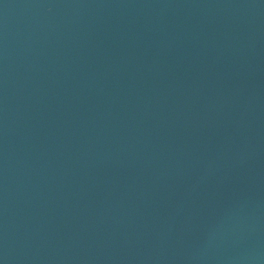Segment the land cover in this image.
<instances>
[{
  "label": "water",
  "instance_id": "water-1",
  "mask_svg": "<svg viewBox=\"0 0 264 264\" xmlns=\"http://www.w3.org/2000/svg\"><path fill=\"white\" fill-rule=\"evenodd\" d=\"M2 264H264V0H0Z\"/></svg>",
  "mask_w": 264,
  "mask_h": 264
},
{
  "label": "snow or ice",
  "instance_id": "snow-or-ice-1",
  "mask_svg": "<svg viewBox=\"0 0 264 264\" xmlns=\"http://www.w3.org/2000/svg\"><path fill=\"white\" fill-rule=\"evenodd\" d=\"M0 264H2V262H0Z\"/></svg>",
  "mask_w": 264,
  "mask_h": 264
}]
</instances>
